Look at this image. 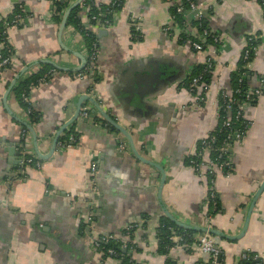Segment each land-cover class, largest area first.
<instances>
[{
  "label": "crops",
  "instance_id": "0c3cea01",
  "mask_svg": "<svg viewBox=\"0 0 264 264\" xmlns=\"http://www.w3.org/2000/svg\"><path fill=\"white\" fill-rule=\"evenodd\" d=\"M56 1L0 0V24L16 9L22 14L21 23L7 29L14 58L0 75V264H119V259L104 257L93 246L100 234L125 242L138 264H236L245 252L264 259V190L248 212L264 179V90L244 107L252 126L242 143L228 148L231 173L218 172L214 179L219 209L207 224L237 238L213 235L221 250L220 260L214 262L195 244L197 231L192 230L185 242L174 238L168 248L160 247L157 231L160 221L168 218L163 206L192 227L206 224L207 179L187 164V158L194 154L198 140L217 126L218 95L230 89V76L249 36L258 43L244 65L247 85L256 87L264 74L260 1L195 0L219 40L210 87L201 105L181 83L210 52L195 50L182 40L194 28L178 22L172 3L125 0L110 23L103 25L91 22L90 7L81 1L74 15L95 35L94 68L85 76L56 69L46 82L31 89L28 98L36 116L31 124L14 91L18 83L54 68L39 60L73 69L81 64L80 58L86 64L88 56L81 31L68 18L59 39L62 15L76 0H60L61 12ZM91 1L103 6L111 0ZM156 74L161 82L148 85L149 75ZM134 81L142 91L140 97L129 92ZM81 95L95 99L127 129L142 160L129 145L120 149L125 138L109 128L90 100L80 108L88 109L89 115L79 113L48 155L57 129L74 115ZM19 120L34 128L38 151L47 155L40 159V168L28 166L22 174L18 144L25 125ZM70 134L76 138L73 144L68 142ZM24 146L28 154L36 155L30 132ZM146 160L159 165L163 174ZM130 223L137 226L126 233Z\"/></svg>",
  "mask_w": 264,
  "mask_h": 264
},
{
  "label": "built area",
  "instance_id": "2783aa9c",
  "mask_svg": "<svg viewBox=\"0 0 264 264\" xmlns=\"http://www.w3.org/2000/svg\"><path fill=\"white\" fill-rule=\"evenodd\" d=\"M123 3L125 0H122ZM169 3H172L175 7V10L177 13H182L184 15V22L191 24L194 28V32L192 35H188L184 40L188 42L191 47H193L195 50H208L210 54L206 57L204 64V67L199 71V73L191 76L190 78H186L182 81L181 86L187 88V90L191 93L196 95L198 105H201L205 99H206V93L209 90L210 83L205 80L206 73H209L212 71V67L215 65V54H216V46L218 44V37L214 31H212L209 27H203L202 29L198 30V27L201 26V21L204 18V12L201 8V5L197 3L195 0H165ZM262 5L264 4V0H261ZM122 3V4H123ZM184 3L186 4V9L184 8ZM114 2H112L111 5H113ZM109 11V7L105 8L103 12H98L97 14H94L91 16V19L95 20L96 22H101L103 25H108L110 23V20L108 17H106V13ZM102 17V18H101ZM22 21V14L20 12H16L13 14V16L9 20H5L3 25L4 29L0 32V75L2 73L1 69L6 67L7 65L11 64L13 57V51L9 47V45L6 43V33L7 29L11 26L19 25ZM136 36V34H133ZM209 38L211 40V43H207L204 47L203 41ZM253 41V37L249 36L247 39V44L243 50V59L247 60L250 56L251 52L254 51L256 47L251 46V43ZM4 50V53L2 52ZM98 52V44L97 41L93 42L92 48L88 52V58L86 61H88L87 65H84V67L78 71V76H85L92 72V67L89 65V63L94 62L96 55ZM253 53V52H252ZM55 68H51L50 70H47L41 77H39L35 82H32L29 87V91L31 89H34L39 84L44 83L48 80L50 75L55 71ZM264 90V74L259 76L258 79V85L256 87H249L244 92V98L241 102H239L234 107V116L236 119H242L241 126L240 127H232L233 124L230 120V116L232 114L231 109H233V105L236 101L235 97H233V91L231 89L229 90H222L219 94L223 101V105L218 104L217 99V117L219 118L218 111L223 109L227 114L224 119L221 121L222 127L229 128V132L226 135L225 142L221 144L220 146L215 148L216 154L210 158L209 153L211 152L212 144L215 140V135L212 133L211 130L205 137L200 138L199 145H198V152L201 155L200 160L197 159H190L189 165L193 167V169L198 172L199 175L202 177H206L207 184H208V190H207V212L204 215V220L206 221L205 227H209L210 224L209 220L212 218V216L217 213V194L216 190L214 188V179L216 174L219 172H223L227 175L231 173L230 169V162L228 159H225L223 156L225 155L226 151L232 144H240L242 143L245 135L247 134L248 130L252 126V123L250 120L246 119L244 116V107L246 105L250 104L252 97H258L261 92ZM237 93L240 92V88H237L235 90ZM28 94L26 91H23L21 93V98L24 102H26L27 106L25 108V114L24 117L28 118L27 121L31 124H33L35 121L33 120L32 115V108L30 106V101L28 98ZM80 115L82 116H88L89 111L88 109H80ZM27 122V123H28ZM107 125V123H105ZM29 135V130L27 127H22L20 138H19V153L21 152V157L19 160V170L20 174L23 173L24 169L28 166H35L36 168H40V159L36 157V155L28 154L24 149V142L27 141ZM69 144H73L76 141V138L73 134L69 135L68 138ZM231 143V144H230ZM61 146L65 144V142L59 143ZM128 146V142L124 139V142L120 141L119 147L120 149H126ZM129 147V146H128ZM196 153V148L195 152ZM90 172L94 174L96 172V164L94 162L90 165ZM90 217H87L86 219V226L89 225ZM136 223H130L126 226L125 231L126 233H129L134 227H136ZM194 234V233H193ZM188 237H190L189 234L185 232H173L170 236V240L173 241L174 238H177L178 241L185 242ZM194 238V237H193ZM113 239H115L110 234H100L97 237H94L93 239V246L98 249L101 253L105 251V253L108 256L112 257H118L120 253L116 251L113 247H106L105 244L110 243ZM116 240V239H115ZM195 244L199 248V250L203 253L208 254L211 259L215 262L217 261L218 257H221V250L216 246L213 240V235L209 234L207 232H197L196 237L194 238ZM122 247L126 248L127 245L125 242H123ZM242 260H249V259H255L261 258L263 263L264 259L258 255L255 254L253 256H249L247 253H243L241 255ZM235 264V263H234ZM239 264V263H236Z\"/></svg>",
  "mask_w": 264,
  "mask_h": 264
},
{
  "label": "trees",
  "instance_id": "16d2710c",
  "mask_svg": "<svg viewBox=\"0 0 264 264\" xmlns=\"http://www.w3.org/2000/svg\"><path fill=\"white\" fill-rule=\"evenodd\" d=\"M260 3L262 4L261 0H259ZM112 2H114L113 5ZM122 3L123 1L122 0H111L108 4H105L103 6H98L96 5L94 2H92L91 0H82V4H86V5H89L90 7V20L91 22H96L95 20L91 19V16L94 15V14H97L98 12H103L104 9L107 7H109V11H107L106 13V17H108V19L110 20L112 15H114V13L122 6ZM79 6H76L69 14L68 16V21H72L74 23V26L76 29H79L81 31V34L83 35V38L85 39V42H86V46H87V50L88 52L90 51V49L92 48V45H93V42L96 41L95 39V35L92 33V31L90 29H88L87 26L84 25V23H82L77 17H75L74 15V12L79 9ZM264 6V4H263ZM64 7V3H61L60 0H57L56 1V8L58 11L61 12V10L63 9ZM186 4L184 3V8L186 9ZM173 9V12H174V15H175V18L178 20V22L182 23V21H184V15H183V12L182 13H177L176 10H175V7L173 6L172 7ZM16 12H20L19 9H16L14 13ZM21 13V12H20ZM13 16V15H12ZM11 16V17H12ZM11 17L7 18L6 20H9ZM102 18V17H101ZM203 27H208L207 26V23L205 21V19L203 18L202 21H201V26L198 27V30L202 29ZM2 29H4V25L3 24H0V32L2 31ZM253 37V36H252ZM186 38V37H185ZM185 38H182V40H184ZM185 41V40H184ZM7 43V41H6ZM204 47L206 46L207 43H211V40L209 38H206L204 41ZM257 41L256 39L253 37V41L251 43V46H257ZM8 44V43H7ZM9 45V44H8ZM10 47V46H9ZM4 53V50L2 51ZM253 52V53H252ZM250 56L248 57L247 60H244L243 59V56L241 57L240 59V62L238 64V67L235 71L232 72L231 76H230V89L233 91V97H235L236 101L233 105V109H231L232 111V114H231V122L233 124L232 127H240L241 126V121L242 119H236L235 116H234V107L235 105H237L239 102L242 101V99L244 98V92L247 90L248 88V85L245 81V69H244V65L253 57L254 55V51H252ZM88 54V53H87ZM88 58V56H87ZM88 64V61H86V64ZM89 65L94 68V62L92 63H89ZM204 67V64L196 67V69L194 70L193 75L199 73V71ZM3 69V68H2ZM1 69V71H2ZM213 69V67H212ZM46 71H43L41 72L40 74H35V75H31L30 77H28L27 79L25 78L24 80L20 81L18 83V85L15 87V93L18 97V100L20 101L21 105L23 106V108L25 109L27 104L26 102H24L21 98V93L23 91H26L27 93H29V87H30V84L32 82H35L39 77H41ZM210 73H206L205 75V80L209 82V78H210ZM190 76V77H191ZM189 77V78H190ZM237 88H240V92L237 93L235 90ZM257 97H252L251 101L249 102L250 104H252L255 100H256ZM218 104L219 105H223V101L220 97V94L218 95ZM219 113V118H218V124L217 126L214 128V130L212 131V133H214L215 135V140L213 142V146L211 149V152L209 153V156L210 158H212V156H214L216 154V151H215V148L220 146L221 144H223V142H225V139H226V135L227 133L229 132V128L227 127H222L221 125V121L222 119H224L226 117V112L221 109L218 111ZM34 111L32 112V115L31 117H33V120H35V115H34ZM224 117V118H223ZM109 128H111L112 130H116L114 127H112L111 125H109ZM68 135V134H67ZM66 135V137H67ZM65 136V135H64ZM62 136V137H64ZM65 137V138H66ZM231 144V143H230ZM198 145H199V141L197 142L196 144V153L195 154H192L191 156H189L187 158V164H189V160L190 159H197V160H200L201 158V155L200 153L197 151L198 150ZM225 159H228V150L226 151L225 155L223 156ZM218 199H217V211L219 209V204H218ZM158 239H159V243H160V247L163 248H168L169 246H171L173 243L172 241L170 240V236L172 234V231L173 232H178V231H183L189 235L193 234L192 230H187V229H183L181 227H178L175 223L171 222L168 218H163L161 221H160V224L158 225ZM122 244L123 242L119 241V240H115L113 239L110 243L108 244H105L106 247H113L114 249H116V251L118 253H120V255L118 257H115L117 259H119V264H138L137 262H135L132 258V255L129 251V248L126 247H122ZM247 253L249 256H253L255 255V253H251V252H245ZM103 256L104 257H107L108 255L105 253V251H103ZM112 257V256H111ZM239 264H264L262 259L261 258H258L257 260L255 259H249V260H240Z\"/></svg>",
  "mask_w": 264,
  "mask_h": 264
},
{
  "label": "water",
  "instance_id": "95a60500",
  "mask_svg": "<svg viewBox=\"0 0 264 264\" xmlns=\"http://www.w3.org/2000/svg\"><path fill=\"white\" fill-rule=\"evenodd\" d=\"M82 0H76L74 1L69 7H67V9L64 11L63 15H62V19H61V23L59 25V39H60V36H61V33H62V30L66 24V21H67V18L70 14V12L72 11L73 8H75L77 5H79L81 3ZM65 49H67L65 47ZM81 59V64L78 66V67H75L73 69H69L67 67H64V66H61L59 64H57L55 61H52V60H49V59H44V60H39L38 62H44V63H49L51 64L55 69H62V70H70V71H79L81 70L84 65H85V58H80ZM30 65L27 64V65H24V67H22L19 72L17 73L15 79L13 80L12 84L15 82V80L23 73L26 71V69H28ZM159 74H156L154 76H151L149 75L148 77V85H154L157 84V83H160L161 82V79L159 78ZM147 83V82H145ZM12 84L10 85V87L8 88V90L6 91L8 93V91L11 89L12 87ZM129 92L130 94L132 95H138L139 97L141 96V93L142 91L140 90V86L135 83H132V86L131 88L129 89ZM6 93V94H7ZM85 100H90V103L94 106V108L98 111V113L100 114L101 118L106 121L107 123H109L112 127H114L117 131L120 132V134L125 138V140L128 142V145L130 147V149L132 150L133 154L135 155V157H137L138 159L142 160L143 158L140 157V155L137 153L135 147H134V143H133V140H132V137L130 135V133L127 131L126 128H124L122 125H120L116 120H114L107 112H105L99 105V103L93 99L92 97L88 96V95H81L78 99V102H77V107H76V111L74 113V115L67 121H65L56 131L55 135H54V138H53V141H52V144H51V147H50V150H49V154H51L55 149H56V143L58 141V138L59 136L65 131V129L73 122L75 121V119H77V117L79 116V113H80V108H81V105L83 103V101ZM21 123H23V125H25V127H27V129L29 130L32 138H33V142H34V147H35V154H36V157L38 159H43L45 158V156L47 155H43L42 153H40L38 151V147H37V137H36V134H35V131H34V128L28 124L26 121L24 120H19ZM18 154V153H17ZM146 162H149L157 167H159V170L160 172L163 174V169L151 162V161H148L146 160ZM163 176V175H162ZM163 181V180H162ZM161 181V183H162ZM264 190V179L263 181L260 183V185L258 186L257 190L255 191L251 201H250V204H249V207H248V212H250L258 198V196L261 194V192ZM163 211L165 213V215L170 219L171 222L175 223L178 227H181L183 229H189V230H194V231H197V232H207L209 234H212V235H219L223 238H227V239H235L237 238V236L235 235H229V234H226V233H223V232H220L212 227H205V226H191V225H188L186 223H183L181 221H179L178 219H176L172 214H170L166 209L165 207L163 206ZM220 260V257H218L217 261Z\"/></svg>",
  "mask_w": 264,
  "mask_h": 264
}]
</instances>
